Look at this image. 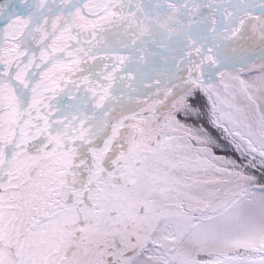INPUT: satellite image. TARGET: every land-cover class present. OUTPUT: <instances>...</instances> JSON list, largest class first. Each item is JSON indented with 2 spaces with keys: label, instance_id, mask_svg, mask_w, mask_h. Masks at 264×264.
I'll return each instance as SVG.
<instances>
[{
  "label": "snow or ice",
  "instance_id": "6c2138e0",
  "mask_svg": "<svg viewBox=\"0 0 264 264\" xmlns=\"http://www.w3.org/2000/svg\"><path fill=\"white\" fill-rule=\"evenodd\" d=\"M0 264H264V0H0Z\"/></svg>",
  "mask_w": 264,
  "mask_h": 264
}]
</instances>
